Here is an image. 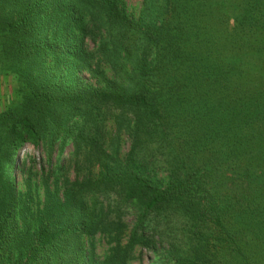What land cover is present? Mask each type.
Returning <instances> with one entry per match:
<instances>
[{
    "label": "trees",
    "instance_id": "1",
    "mask_svg": "<svg viewBox=\"0 0 264 264\" xmlns=\"http://www.w3.org/2000/svg\"><path fill=\"white\" fill-rule=\"evenodd\" d=\"M0 76V264H264V0H0Z\"/></svg>",
    "mask_w": 264,
    "mask_h": 264
},
{
    "label": "rangeland",
    "instance_id": "2",
    "mask_svg": "<svg viewBox=\"0 0 264 264\" xmlns=\"http://www.w3.org/2000/svg\"><path fill=\"white\" fill-rule=\"evenodd\" d=\"M129 3V6L131 9L133 10H139V8L141 7V3L142 0H127ZM6 81V79L3 76H0V112L2 111V109L4 108L5 100L8 101L9 96L5 97V92H6V87L4 82ZM8 91V90H7ZM7 98V99H6ZM129 145L128 144H124V153L128 151ZM68 153V151H67ZM36 157V160H40V154L39 152L35 151L33 148L28 147L27 149H25L21 155H20V160H22V162L26 163V167H25V177L20 179V182H22L23 180H25L26 177H30L33 176V179L36 183L41 184V176H40V171H39V165L34 164L32 162V157ZM39 163V162H38ZM67 166L65 167V171L64 173H68L69 169L71 168V165L69 163L66 164ZM60 175V174H59ZM61 176V175H60ZM70 179L71 181H74L76 179V173L74 172V170H71L70 172ZM41 197L43 198V189L41 190ZM122 222L123 224H126L127 226L131 227L132 225V217L131 216H126V217H122ZM130 230V229H129ZM174 231V230H173ZM170 232V230L167 228L165 229H160V233L163 232L161 235L164 236V240L166 242V244H168V240H170L172 242L173 238H175V234L177 232L174 231ZM129 232V231H128ZM180 232H178V236H179ZM171 238V239H170ZM166 239H168L166 241ZM127 243V240L125 241V244ZM157 249L159 250V252L161 254H163L162 251V247L160 246V242L157 241ZM112 248V245L109 244L108 240H105L103 238H101L100 236H98L96 238V243H95V250H94V254L95 257L98 261L102 262L104 261L105 257L109 254V250ZM136 260H134L131 264H157L156 259H155V255L154 252L151 250H142V249H136Z\"/></svg>",
    "mask_w": 264,
    "mask_h": 264
}]
</instances>
